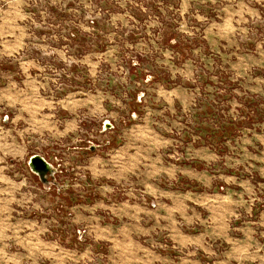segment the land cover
<instances>
[{"label": "rangeland", "instance_id": "obj_1", "mask_svg": "<svg viewBox=\"0 0 264 264\" xmlns=\"http://www.w3.org/2000/svg\"><path fill=\"white\" fill-rule=\"evenodd\" d=\"M0 264H264V0H0Z\"/></svg>", "mask_w": 264, "mask_h": 264}, {"label": "water", "instance_id": "obj_2", "mask_svg": "<svg viewBox=\"0 0 264 264\" xmlns=\"http://www.w3.org/2000/svg\"><path fill=\"white\" fill-rule=\"evenodd\" d=\"M28 166L33 173L37 174L42 179L45 178L47 173H54L52 164L39 154L30 156L28 159Z\"/></svg>", "mask_w": 264, "mask_h": 264}, {"label": "crops", "instance_id": "obj_3", "mask_svg": "<svg viewBox=\"0 0 264 264\" xmlns=\"http://www.w3.org/2000/svg\"><path fill=\"white\" fill-rule=\"evenodd\" d=\"M31 170V169H30Z\"/></svg>", "mask_w": 264, "mask_h": 264}]
</instances>
